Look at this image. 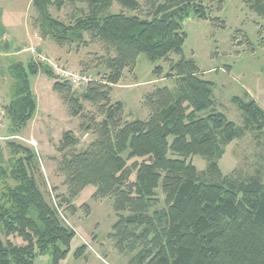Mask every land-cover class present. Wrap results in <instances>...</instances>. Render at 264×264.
<instances>
[{"label":"trees","instance_id":"1","mask_svg":"<svg viewBox=\"0 0 264 264\" xmlns=\"http://www.w3.org/2000/svg\"><path fill=\"white\" fill-rule=\"evenodd\" d=\"M68 1L88 9L72 28L49 13L53 5L61 8V0H33L43 36L64 46L83 42L87 34L91 42L103 45L109 72L103 83L93 86V82L82 95L85 101L105 103V119L97 128L96 139L80 152L75 134L67 131L56 149L62 155L59 171L68 188L66 202L76 210L72 200L89 186L97 188L96 198L114 197L120 216L111 237L122 253H133L144 245L136 264H264V184L252 179L232 188L200 182L192 162L201 157L222 177L217 161L224 153L217 135L225 145L239 138V127L215 111L213 84L198 76L196 63L182 57L173 65L168 77H180L185 90L177 98L167 88L153 93L147 101L152 109L148 120L123 122V104H108L110 90L120 83L125 71L137 67L140 55L153 62L183 55L185 22L191 15L209 19L203 2ZM254 2V9L264 16V0ZM115 3L122 11L111 14ZM125 10L135 14L127 15ZM161 72L160 67L154 70L157 75ZM9 73L14 82L4 112L11 133L18 134L37 112L31 78L40 73L51 79L55 76L50 67L35 62L13 65ZM68 87L69 83L57 80L53 89L73 105L77 115L79 100L65 90ZM232 101L247 122L263 130L264 110L256 102ZM18 146L30 152L26 153L29 160L34 158L30 149ZM22 181L10 196L12 208L0 206V227L7 237L18 236L25 245L17 246L8 239L7 247H2L0 240V264H35L38 256L49 252L51 264H63L76 233L61 222L34 180L25 176ZM159 190L165 196L164 211H154ZM85 250L86 245L80 247L75 256L81 257Z\"/></svg>","mask_w":264,"mask_h":264},{"label":"rangeland","instance_id":"2","mask_svg":"<svg viewBox=\"0 0 264 264\" xmlns=\"http://www.w3.org/2000/svg\"><path fill=\"white\" fill-rule=\"evenodd\" d=\"M61 1V8L53 5L49 13L65 27H75L78 20L88 13L86 6L73 5L68 0ZM201 2L209 19L200 20L191 15L185 22L187 40L183 55L172 54L157 62H153L145 54L140 55L137 67L125 71L120 83L110 90L108 104H123V122L148 120L152 114L148 98L163 88L169 89L177 98L185 90V83L180 77L170 78L168 74L172 73L171 68L182 57L193 60L199 70L198 76L213 84L215 111L224 114L239 127V138L230 145H225L222 137L217 135L224 153L217 161L222 177L210 170L207 160L201 157L192 159L199 181L222 183L232 188L252 179L264 184V128L258 130L254 124L247 122L243 112L232 101L234 98L245 103L254 101L264 110V16H260L254 9V0ZM121 11L120 5L115 3L110 12L116 14ZM124 12L130 16L135 14L127 10ZM38 19L33 0H0L1 64L6 59L10 63L9 59L27 51L30 46L37 45L48 53V57L67 69L91 75L93 86L103 83V77L109 72L103 45L91 42L87 34L84 35L83 42L59 45L54 39L43 36ZM27 31L30 40L26 46H22L21 38ZM157 67L162 71L158 75L154 73ZM31 82L34 86L39 82V86L34 88L38 101L35 120L29 122L22 133L12 134L4 112L6 129L3 136L18 135L25 140L34 139L38 147L34 149L27 143L0 141V206L4 204L6 210L12 208L10 196L26 176L37 183L58 218L61 220L60 209L76 231L71 252L63 264H136V256L144 245L140 244L133 253H122L117 248L116 240L111 237L114 233L113 226L120 216L114 207V197L96 198L97 188L89 186L72 200L76 207L74 210L66 202L68 188L64 185L65 176L59 171L62 155L56 149L63 134L72 131L78 140L77 150L82 152L88 149L96 139L97 128L105 119V114L102 113V105L105 103L85 101L82 95L87 89L68 87L65 90H69L79 100L81 107L80 112L75 115L73 105L54 91L57 79L46 76L39 80L33 77ZM9 102L10 92L3 96L4 106ZM18 145L30 149L34 158L29 160L26 155L29 151L25 152ZM134 179L135 176L132 180ZM158 199L159 204L154 211L166 210L165 196L161 190L158 192ZM122 215L129 216L128 213ZM33 216L36 214L33 213ZM3 231L0 227L2 247H7L8 239L17 246L25 245L18 236L7 237ZM84 245L87 251L77 258L76 251ZM51 258V253H46L38 256L35 264H51Z\"/></svg>","mask_w":264,"mask_h":264},{"label":"built area","instance_id":"3","mask_svg":"<svg viewBox=\"0 0 264 264\" xmlns=\"http://www.w3.org/2000/svg\"><path fill=\"white\" fill-rule=\"evenodd\" d=\"M34 57V62L38 65H47L53 71L55 78L60 82H67L74 88H83L87 89L92 83L93 78L89 74L77 73L67 69L61 63L52 60L45 53L39 52V48L37 45H32L27 49ZM2 54L0 52V141H12V142H22L27 143L29 147L37 149L38 143L34 140H25L21 136L11 135V136H3V133L6 129L5 126V117H4V104L2 99L3 94V68L1 64ZM58 209V207H57ZM61 220L63 223L74 230L72 226L69 224L68 220L63 216V213L58 209ZM75 231V230H74ZM76 232V231H75Z\"/></svg>","mask_w":264,"mask_h":264},{"label":"crops","instance_id":"4","mask_svg":"<svg viewBox=\"0 0 264 264\" xmlns=\"http://www.w3.org/2000/svg\"><path fill=\"white\" fill-rule=\"evenodd\" d=\"M28 34H29V31L26 32V35L24 34L21 38V44L22 46L23 45H27L29 43V37H28ZM39 52H43L45 53L46 55H48V53L43 50L41 47H39ZM17 57L15 58H12V59H9L10 60V63L7 62V59L6 60H3V63H2V66H3V74H4V87H3V94H2V98L3 96L5 95L6 96V93L10 92L11 90V87L13 85V78L12 76L10 75L9 73V69L13 66V65H16V64H22L24 66H28L30 63L34 62V57L31 53H29L28 51H22L20 53H18V55H15ZM49 56V55H48ZM2 62V61H1ZM34 78H38L39 80L40 79H43V78H46V75L40 73L38 76L34 77ZM45 80V79H44ZM37 86H34L31 82V86H32V90H33V94L35 96V99H36V102H37V111H38V101H37V95H36V91L34 88L38 87L39 86V82H37L36 84ZM37 116V112L35 114V118ZM34 118V120H35ZM32 122V121H31ZM87 251V249L85 250V252ZM84 252V253H85Z\"/></svg>","mask_w":264,"mask_h":264}]
</instances>
